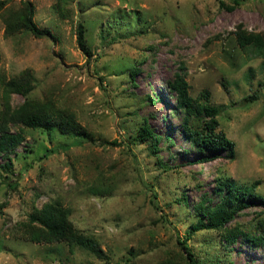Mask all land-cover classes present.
<instances>
[{"label":"rangeland","instance_id":"rangeland-1","mask_svg":"<svg viewBox=\"0 0 264 264\" xmlns=\"http://www.w3.org/2000/svg\"><path fill=\"white\" fill-rule=\"evenodd\" d=\"M234 2L0 0V113L30 100L72 115L83 129L62 135L58 127L9 124L25 141L10 156L9 177L0 175V264H264V244L242 235L230 244L216 231L187 238L200 219L198 204L220 201L221 179L264 199V58L235 40L239 29L264 35V0ZM28 4L46 36L20 29ZM79 23L89 56L77 42ZM23 72L33 91L5 100L3 82ZM177 77L193 99L209 94L219 109L216 132L234 142L233 157L193 145L187 127L201 128L208 118L186 123L167 86ZM144 120L161 137L157 151L134 142ZM5 162L0 156V166ZM253 204L226 228L256 235L264 202ZM52 206L106 258L30 241Z\"/></svg>","mask_w":264,"mask_h":264},{"label":"trees","instance_id":"trees-1","mask_svg":"<svg viewBox=\"0 0 264 264\" xmlns=\"http://www.w3.org/2000/svg\"><path fill=\"white\" fill-rule=\"evenodd\" d=\"M234 3L235 5H239L238 0H235ZM33 16L32 5L28 4L23 10V15L18 18L21 24L20 29L30 32L35 37L46 36L48 32L45 33V31L38 28L33 21ZM8 24L7 31L12 32L16 27L15 25H10V23ZM76 31L80 49L85 55H91L86 44V27L84 24L79 23ZM235 40L242 51L247 52L251 50L254 51L258 58H264V35L247 33L239 29L238 33L235 34ZM138 72L135 68L130 70L129 75L133 79ZM3 83L5 87V100H8L11 93L28 97L33 91L31 76L28 72H23L18 78H11L10 81ZM167 86L170 91L176 93L180 107L187 112V124L191 116L202 115L208 118L201 128L187 127L193 145L199 148L200 151L212 148L216 151L229 152V155L233 157L235 153L234 142L228 140L223 133L216 132L219 126V109L210 104L209 94L204 93L202 98L193 99L189 94V86L184 77H177L174 82H169ZM10 123L13 125H23L25 128L32 130H50L51 128L58 127L62 135H81L83 131L72 115H59L58 112L52 110V107L30 100L25 102L16 112H11L10 114L7 112L0 113V156L6 160L0 166V175L4 173L6 179L13 168L10 156L25 141L23 130L12 132L8 128ZM160 140L161 137L154 133L148 125L147 120H144L143 125L139 128L134 138L135 143H151L154 151L158 150L157 145ZM8 185L12 187L11 184ZM217 189L216 195L219 196L220 201L212 206L211 198L206 197L198 204L197 214L200 216V219L192 225L187 238L189 239L194 233L200 231H216L221 234L227 244L233 243L240 235L244 236L247 241L256 243V245L264 244V222L258 224L259 228L256 235L241 232L238 227L234 230L226 228L239 213L244 209L252 207L254 205L253 201L264 202V199L257 195L254 189H243L229 180L225 181L221 179ZM182 202L186 204V197H182ZM37 221L40 222L42 228L31 232L29 238L33 243H66L70 250L78 248L98 258H106V255L95 240L76 233L73 226L66 222V215L61 208H57L56 206L47 207L41 212ZM190 262L191 264H196L194 260H190Z\"/></svg>","mask_w":264,"mask_h":264}]
</instances>
